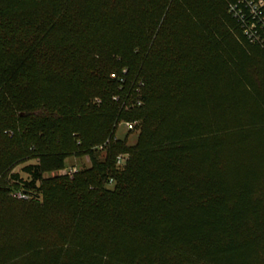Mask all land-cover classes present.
Masks as SVG:
<instances>
[{
	"label": "trees",
	"instance_id": "16d2710c",
	"mask_svg": "<svg viewBox=\"0 0 264 264\" xmlns=\"http://www.w3.org/2000/svg\"><path fill=\"white\" fill-rule=\"evenodd\" d=\"M238 1L0 0V264H264V43Z\"/></svg>",
	"mask_w": 264,
	"mask_h": 264
},
{
	"label": "built area",
	"instance_id": "2783aa9c",
	"mask_svg": "<svg viewBox=\"0 0 264 264\" xmlns=\"http://www.w3.org/2000/svg\"><path fill=\"white\" fill-rule=\"evenodd\" d=\"M230 11L233 13L234 17L241 21L244 33L252 43H264V0H239L238 3L230 6ZM125 71L126 70H124V72ZM143 87L144 82L140 81L136 87V91L140 94ZM114 99L117 100L118 97H114ZM136 104L140 105L141 100L138 99ZM120 123H123L128 131L136 130L137 122L135 121L122 120L116 125H119ZM8 133L9 135L13 134L12 131H8ZM110 141L111 139L109 138L104 142V144H101L96 148L101 151H105L109 146ZM128 157V154H118L115 159V165L117 168H122L126 164ZM79 171L80 168L74 164L69 167L65 166V168L56 171L53 174L66 175L73 178V176ZM110 183H112V180H110ZM16 196L19 198L25 197V195H22L21 193H17Z\"/></svg>",
	"mask_w": 264,
	"mask_h": 264
},
{
	"label": "rangeland",
	"instance_id": "374dc122",
	"mask_svg": "<svg viewBox=\"0 0 264 264\" xmlns=\"http://www.w3.org/2000/svg\"><path fill=\"white\" fill-rule=\"evenodd\" d=\"M91 102H95V98H92ZM93 128H96L93 126ZM77 134V136L80 137V135H78L79 133H74ZM111 137L113 140H119L122 143H126V144H134L137 140V135H138V130H134V131H128L123 123H120L119 125L114 126V129H112L111 132ZM62 145V144H61ZM79 145V141H76L75 139L71 138L68 141H65L63 143V147L66 150H70V151H75L78 148H80ZM61 146L58 145H52L51 149H59ZM35 159L29 160L25 163L19 164L17 165L14 169L13 172H17L21 175V177L23 178H27V175L22 171V168L29 163H34ZM77 165L78 168H80V170L87 168L90 165V159L88 156H76V155H72L70 156L67 161H66V167H69L71 165Z\"/></svg>",
	"mask_w": 264,
	"mask_h": 264
}]
</instances>
